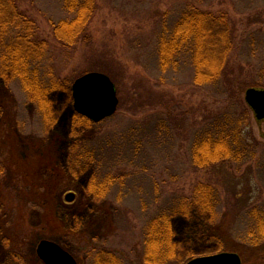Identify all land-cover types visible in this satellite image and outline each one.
I'll list each match as a JSON object with an SVG mask.
<instances>
[{"label":"rangeland","instance_id":"rangeland-1","mask_svg":"<svg viewBox=\"0 0 264 264\" xmlns=\"http://www.w3.org/2000/svg\"><path fill=\"white\" fill-rule=\"evenodd\" d=\"M63 2L16 0V11L45 41L42 58L28 60L30 75L47 88L65 87L48 92L49 104L31 79L0 73V133L5 144L16 140L22 160L47 151L68 174L54 210L65 233L53 234L50 216L24 200L21 215L24 221L28 213L31 227L22 226L29 235L22 258L10 259L0 241V264H44L41 239L60 243L78 264H94L97 247L114 250L121 264H141L146 227L161 213L171 215L177 260L170 264L221 251L237 252L241 264H264V120L257 122L244 100L246 88H264V0H95L85 38L71 47L53 36L52 23L68 17ZM188 3L227 12L232 30L227 66L217 82L202 86L193 81L188 54L176 70L161 71L156 61L162 21L172 24ZM98 63L112 73L104 72L117 89L116 111L74 129L71 85L85 71L103 72L91 67ZM94 179H107L106 190ZM3 181L10 184L11 176ZM200 186L213 191L211 213L186 203ZM69 189L72 201L64 197Z\"/></svg>","mask_w":264,"mask_h":264},{"label":"trees","instance_id":"trees-1","mask_svg":"<svg viewBox=\"0 0 264 264\" xmlns=\"http://www.w3.org/2000/svg\"><path fill=\"white\" fill-rule=\"evenodd\" d=\"M63 6L68 17L52 23L53 36L61 45L71 47L77 43L78 39L85 38L90 16L95 10V0H64ZM16 8V0H0V45L5 44L4 49L0 51V73L5 77L14 73L25 81L31 79V86L37 90L38 98L48 100L49 91L65 86L59 87L54 84V87L49 89L37 74L33 80V73L30 75L28 71V60L33 57V61L37 62L42 58L45 41L37 37L34 21L18 13ZM162 22L164 24L157 35L155 46L158 68L161 71L176 70L181 57L188 54L194 68L193 81L196 85L217 82L227 66L228 53L231 49L232 30L227 12H213L188 3L172 24H170L171 21L167 23L163 20ZM9 31L15 37L7 41L5 36ZM91 67L112 75L106 63L93 64ZM29 95L33 96L31 90ZM33 98L37 100L36 96ZM48 103L50 104L49 100ZM92 124L91 120L75 112L72 121L74 129L89 127ZM221 135L226 136L225 128ZM4 139L5 135L2 132L0 146L5 144ZM76 143L75 140L73 144ZM15 144L16 140L11 137V141L7 140L4 145L8 147V150L0 151V241L4 242V248L10 259L22 258L21 245L29 238L27 231L22 234L23 227L28 226V230L31 227L27 223L28 213L24 221L21 215L24 200L28 203L33 202L35 209L41 208L44 216H50L47 222L56 231V233L53 231V234L64 236L65 229L61 222L55 220L54 210L56 211L55 195L60 189L59 183L63 181L62 178L67 179L68 176L63 168L54 163V157L47 151L41 157L35 155L33 159L22 160L14 150ZM75 168L73 165V168H70L71 172H77ZM7 174L11 176L10 184L3 185L4 176ZM93 181L101 184L102 190H106V183L109 182L107 179L104 182H98L95 179ZM92 192H95L94 188ZM195 193V198L186 203L194 204L198 209L211 213L215 203L212 189L200 186ZM186 203L181 202V209L184 211L187 210ZM70 231L78 234L76 231ZM171 236L170 214L161 213L150 220L145 230L140 263L170 264V261L177 260L172 250ZM257 239L259 237H254L253 241ZM105 248L95 249L92 255L93 263L121 264V258L114 250Z\"/></svg>","mask_w":264,"mask_h":264},{"label":"water","instance_id":"water-1","mask_svg":"<svg viewBox=\"0 0 264 264\" xmlns=\"http://www.w3.org/2000/svg\"><path fill=\"white\" fill-rule=\"evenodd\" d=\"M74 111L92 122L111 116L117 108V89L109 75L101 71H88L77 77L71 85ZM244 100L257 122L264 120V88L251 86L244 92ZM264 135V133H262ZM72 200V192L65 196ZM38 257L44 264H77L75 258L57 242L41 239L37 245ZM185 264H241V257L232 251L200 255Z\"/></svg>","mask_w":264,"mask_h":264},{"label":"flooded vegetation","instance_id":"flooded-vegetation-1","mask_svg":"<svg viewBox=\"0 0 264 264\" xmlns=\"http://www.w3.org/2000/svg\"><path fill=\"white\" fill-rule=\"evenodd\" d=\"M70 192H72V200L73 199H75L76 198V195H75V193L76 192H74V191H72V190H67V191H65L64 192V197L67 195V194H69ZM80 197L82 198V195H80ZM72 200H70V201H72ZM58 243V242H57ZM59 245H61L60 243H58ZM62 246V245H61ZM63 247V246H62ZM64 248V247H63ZM65 249V248H64ZM76 260V259H75ZM11 261V260H10ZM76 262H77V260H76ZM78 264V263H77Z\"/></svg>","mask_w":264,"mask_h":264}]
</instances>
